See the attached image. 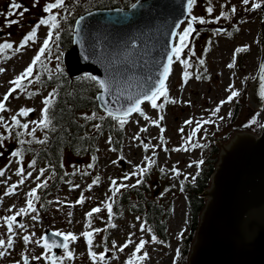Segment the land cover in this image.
I'll list each match as a JSON object with an SVG mask.
<instances>
[{"label":"rangeland","instance_id":"1","mask_svg":"<svg viewBox=\"0 0 264 264\" xmlns=\"http://www.w3.org/2000/svg\"><path fill=\"white\" fill-rule=\"evenodd\" d=\"M24 1L27 7L31 8L30 12L24 17L27 22L34 19L39 20L42 15H45L42 12V6L48 2V0H40V4L35 8L32 7L30 0ZM0 2H2L1 5H4L3 3L9 2V0H0ZM226 2L229 4V8L231 5H236L238 12L231 17L233 20L220 19L219 24H229V21H234L239 31L231 35L229 31L225 32L227 28L224 31L221 30L220 35H216L214 32V28L217 29L215 23L201 25L203 30L200 37V44L202 46H209V41H211V45L207 49V72L210 79L197 80L195 78V73H193V77L183 86V89H181V85L183 84L182 73L185 69L178 61L173 63L172 73L167 86L170 98L176 99L178 102L176 104H166L162 113L165 117L161 122V127L165 129L162 135L167 143L163 144L161 141V132L159 128L152 125L150 121L144 120L142 116L136 113L132 115L129 122L126 124V137L123 140L124 147L120 151L111 150V145L107 143L109 138L108 134L100 135L97 141L99 151L96 168L94 170L96 176L80 175V168H78L80 162L75 158L67 156L64 169H55V175L49 180L48 187L39 190L37 193L41 198L35 205L38 209V220L33 221L31 219V216L37 215V213H29L27 216L17 217L18 222H22L26 225L27 231L16 229L19 235L16 237L14 247L8 250L11 254L0 258V264H14L15 261L22 262V252H26V254L29 255L30 264H47L43 259H31V257L41 255L44 251L41 247L35 243L25 246L20 238L24 234L34 233L33 239L37 240L44 236L47 229L51 231L59 230L64 233L71 232L79 237L76 242L70 243L69 245L70 250L75 253L74 258L72 260L66 258L63 264H93L86 250V240L80 235L84 231H92L93 229H106L105 231L94 233L93 251H96L98 254L104 252L105 244L109 249L106 260L104 262H98V264H125L134 250V245H130L123 253H120L112 248V241H116L117 246L122 245L128 239L130 233H135L132 239L137 243L141 237L150 241L151 234L147 232L142 233L140 231V226L143 218L127 210L116 212L112 216L111 223L116 224L117 227L111 228L109 226V215L102 201H106L107 197L112 195L109 190L111 183L110 178L116 179L118 183L122 182L129 185L136 184L137 179L141 177L132 176L128 180H122V177L125 173H132L135 170L134 166L141 164L145 156H153V151L156 153L153 159L157 161L159 170L160 168H164L168 178L175 177L170 171L173 166L178 168L183 175L175 177L174 179V185L179 195L174 201V208L168 221L167 233L169 242L167 244L150 242L146 245L145 249L142 250L141 255L145 250L148 252L149 258L144 261V264H184L180 246L183 236L186 235L189 230L190 212L186 196L181 191L180 180L185 176L189 178L194 176L198 168V164L194 162L199 161L203 153L199 148L179 152L165 151L164 149L167 147L171 149L181 147L192 127L195 126L194 124L192 126L185 125V120L189 118H193L194 120L204 118L216 121L215 124L202 125L201 132L197 134L196 138L200 143L205 142V135L214 133L215 131H224L229 125L236 99L241 96L235 98L233 102L225 104L217 117H212L207 110L214 109L221 100L226 99L229 95L226 89H228L230 85H234L235 89L239 90L240 95L246 91L248 83L251 80L253 82L262 53L261 41L264 34L262 10L247 12L243 10L241 0H218V2L215 3V11L212 17L219 16L221 11L228 10L221 8V5ZM66 5L68 6L69 14H76L86 7L79 6L75 0H66ZM56 11H61L63 14V10ZM192 14L197 17H200L201 14H206V6L204 3L198 1L193 7ZM27 28H29V26L18 29L11 27L8 28L7 31L5 30L6 32L0 31V43L4 42V40H9L14 42V46H17L23 38L21 37L23 35L22 32ZM8 33H11V35L9 36ZM45 34L46 28L42 26L38 31V43L31 45L20 53H13L9 50L8 53L6 52L0 55V67L6 69L5 72L0 73V98H2V95L10 87L8 81L23 71L30 63L31 58L36 54V50ZM243 45L250 46V50L244 58V67L241 68L236 60L233 59V51L235 48ZM63 51H61V53H63ZM229 63H234L235 67L229 69L227 67ZM56 64L57 60L55 59V54H53L52 61L47 67L54 69ZM60 66L61 68L64 67L62 56ZM34 88L35 86L32 85L29 91ZM52 88V86L46 88L40 95H36L31 99L25 94H19V98L17 99L15 97L18 93H14L6 104V107L11 109V112H6L3 115L7 118L19 111L21 107H29L36 109V111L33 112V116L21 117L22 122L38 120L41 115L40 110L43 107L41 101ZM187 101H191V105L186 103ZM250 105L252 106V104ZM142 107L149 117L153 119L157 118L159 110L152 109L147 103ZM260 110V122L264 123V106ZM82 113L84 114L85 112L82 111ZM87 113L89 114L90 112ZM229 113H231L230 116L228 115ZM249 115H251V111L248 107H245L240 122L244 123L248 121ZM219 116L225 118L220 120L218 118ZM137 121H139V123H137ZM31 126L32 125H30V128ZM144 127H147L148 130L146 132L140 131ZM181 127L184 128L183 134L179 132ZM92 129L91 125L90 130ZM205 129L207 130L206 134ZM137 134H139L140 140L133 139ZM141 140L145 144H159L162 146L156 147L155 149L149 147V149L145 151L143 144H141ZM13 150L14 148L11 147H4L0 150V152L2 151L4 153L3 156H0V168H5V166L9 164V160L13 159L10 157V153ZM121 155H123L125 159H119ZM113 161H117V163L113 164ZM47 165L48 163L46 160H42L37 162L36 169L38 170ZM189 165H191V167H189ZM24 167L26 172L31 171L26 161H24ZM16 169L17 163L15 159H13L5 176L0 177V218L5 215L14 214V212L21 207H26V193L31 188L36 187L37 181L35 180V176L38 174V171H33V177L26 180L25 184L17 189L16 195L5 196L4 192L7 187L16 183L19 179V177L14 174ZM65 173H67V175H65ZM49 175H51V172L45 173V177H41V180ZM97 176L100 177V181L98 184H93ZM8 177H11V179L9 180ZM5 180H7V183H3ZM69 181L71 183H69ZM72 185H79V187L73 188ZM89 185H91V188H89ZM122 190L123 189H121V191ZM81 195L85 197V201L83 204H78L76 201ZM118 195L119 193L117 196ZM13 205H15V208L12 207ZM94 207H101L102 211L93 214L90 221L91 227H89V221L85 214ZM9 209H12V211H9ZM138 216L141 217V220L136 219ZM181 233H183L182 236ZM105 237L107 238L106 240ZM0 238L7 239V229L2 219H0ZM177 248L180 249V256L178 258H176ZM58 255H64L63 250H61Z\"/></svg>","mask_w":264,"mask_h":264},{"label":"snow or ice","instance_id":"2","mask_svg":"<svg viewBox=\"0 0 264 264\" xmlns=\"http://www.w3.org/2000/svg\"><path fill=\"white\" fill-rule=\"evenodd\" d=\"M197 3V0H187L186 5L184 6V12H186L187 16V24L183 28L182 31H175L173 30L169 35L172 41L170 50L165 53L166 63L160 62L155 63V67L153 71H150L147 75H144L137 84V91L135 95L130 94L128 89H124L122 87V81L127 80L128 76L125 73H115L111 70L108 71V74L105 78H101L97 75H93L92 73H85L83 76L79 77L81 80L91 81L94 83V86L97 90V95L95 96V100L99 102V107L103 111V115L98 114L97 112H92L90 115L88 113L82 114V119L85 121H99L97 123L92 124V128L97 132L100 133L104 126L103 122L106 120H111L115 122V126H118L120 129H123L124 126L129 122L130 118L132 117L133 113H138L140 116L144 118L146 121H150L152 125H155L159 128L161 132V141L163 144H166L167 141L163 139V133L165 129L161 127V122L165 119L163 110L166 104H176L178 101L176 99L170 98L169 96V89L167 86V80L169 75L172 71V65L175 62H179L183 68L185 69L182 73V80L183 84L181 85V89L183 86L188 83V81L193 77V73L187 71L193 67V63L191 61V57L195 56V49L194 44L192 41L194 39L193 33L197 32L195 25L200 24H209V23H219L220 19H230L232 16L236 15L238 12L236 5H231L229 8V4L226 2L225 4L221 5L222 9H228L227 11H221L219 16L212 17L213 12L215 11L214 7L212 6L211 0H208V6L206 8V12L209 18H205L204 16L197 17L196 15L192 14L193 7ZM40 4V0H32V7L35 8ZM241 5L243 6V10L247 12H252L256 10H264V0H241ZM133 9H137L138 7H143V5L139 4V0L137 3L131 5ZM56 10H63V14L61 11ZM122 11V10H117ZM30 12V8L26 7L23 3L19 2V0H9L8 9L6 12H0V16L4 19L3 26H0V31L3 28H11L13 25L22 26V21L25 17L26 13ZM42 12L45 15H42L41 18L32 26L31 31L27 32L22 40L19 42L17 46H14V42H10L9 40H4V42L0 43V55L5 54L9 50L13 53H20L25 51L31 45H34L39 42L38 31L41 26H44L47 29V32L40 42V46L34 55L31 58L30 63L21 71L18 75H16L13 79L9 80L8 83L10 87L8 90L2 95L0 98V148H4L6 146V142L9 140H15L17 147L10 153V157L15 159L17 163V169L15 171V175L19 177L18 181L14 184H11L7 187L4 192L5 196H12L17 194V189L24 185L26 180L33 177V171H38V174L35 176V180L37 181L36 187L31 188L26 193V207H21L14 212L12 215H5L4 217L0 218L3 220L4 225L7 229V239L0 238V258L10 255L11 253L8 251L12 249L16 243V237L19 233L16 229L27 231L26 225L22 222L17 221V217L27 216L29 213H37V215H32L31 219L33 221L38 220V209L35 206L37 202L40 201V196L37 195L38 191L41 189H45L48 187V182L55 175V168L52 164H48L46 167H41L38 170L36 169L37 160L32 159L28 164V168L31 171H27L24 167V155L25 149L23 146L31 145L33 143L39 144L41 146H47L50 141V133H55L58 131L57 124L54 123L56 120L55 115V107L56 102L60 97L59 88L61 87V77L65 75L63 68H61V56L62 53L60 51L59 41L61 39V21L68 20V6L66 5V0H48L42 6ZM190 17V18H189ZM85 19L84 16H81L78 20L75 21V27L73 28L74 34L80 39L77 40V43L83 42L82 33L86 31L84 28L82 21ZM125 19H127V14H125ZM122 22V21H117ZM183 20H178L175 24V28H179L180 24H183ZM237 31L239 28L237 27ZM216 35L221 34L220 29L214 30ZM10 36L11 33H8ZM89 37L91 38V34L89 33ZM190 44L192 46H190ZM211 45V41H209V47ZM128 48H136L137 44L129 41L127 43ZM89 48L91 49L89 54H95L97 45L95 41L90 43ZM55 49V59L57 60V64L54 69H50L47 67L48 64L51 63L53 58V51ZM185 49H188L189 55L185 57ZM250 50V46L243 45L237 47L233 51V59L236 58L237 55L240 53H244ZM87 59V57H85ZM204 58H198L197 64L199 66L205 65ZM114 67V64H113ZM229 69L234 68V63H229L227 65ZM260 72L262 76H264V63L260 65ZM6 69L0 67V73L5 72ZM204 71L206 72L207 69L205 68ZM46 80L42 79L45 77ZM119 77V78H118ZM55 78L57 81V86L53 87L50 92L43 98L41 101L43 107L40 110V118L38 120H30L27 122H22L21 117H28L32 112L36 111L34 108L29 107H21L19 111L15 114L10 115L9 117H5L3 115L6 112H11V109L6 107L9 98L13 96L14 93H18L15 98H19V94H25L29 99L36 95H40V90L36 89L35 91H29V88L32 85L39 84L45 85L47 81H51ZM195 78L200 80L202 78L210 77H203L201 74H195ZM264 88V85H262ZM226 91L229 92V95L226 99H223L219 102V104L211 110H207L210 112L212 117H217L221 111V108L228 103L233 102V100L240 96L239 90H236L234 85H230ZM69 96L72 93H68ZM162 101V102H161ZM68 101H65L67 104ZM145 103L149 104L152 109L159 110L157 113V118L153 119L149 117L142 107ZM189 105H191V101H187ZM70 110V109H69ZM63 111V110H61ZM229 116L231 113L228 114ZM220 120H223L225 117L219 116ZM139 123V121H137ZM185 125L192 126L190 133L188 134L187 138L184 140V143L181 147L172 149V151H189L190 149L196 148H206L207 144H202L197 140V134L201 132L202 125L205 124H215L216 121L213 119H204L201 118L200 120H194L193 118H189L185 120ZM253 124L256 123V120L252 121ZM30 125L31 128H30ZM264 127V125H262ZM148 129L147 127L142 128L140 131L146 132ZM37 131H40L43 135L42 137H38L36 135ZM63 131H68L67 129H63ZM180 133H184V128L181 127L179 129ZM207 130L205 129V134ZM206 138V135L205 137ZM134 140H140L139 134L133 137ZM107 143L111 145L113 143L112 137L109 136ZM141 144H143V148L145 151L152 147L155 149L156 147H161L162 145H150L145 144L141 140ZM112 151H116L115 148L111 149ZM168 151L167 148L164 149ZM4 153L0 152V156H3ZM156 155L155 151H153V156H145L142 163L139 165H135V170L132 173H125L122 177V180H128L132 176L141 177L137 179L136 184H124L118 183L116 179L110 178V191L112 193L111 196L107 197L106 201H102L104 208H106L108 215H109V226L111 228H116L117 225L111 223V218L114 215L113 213V203L115 202V198L118 193L121 192V189L126 188H136L138 185L144 183L143 176H145L153 164H155V160L153 157ZM13 159L9 160V164L5 166V168H0V177H4L6 174L7 169L11 166ZM93 160L97 158L95 156L92 157ZM119 159L123 160L125 157L121 155ZM146 162V166H145ZM113 164H116L117 161H113ZM198 165H203L204 160L200 159L199 161H195ZM61 167L63 165L61 164ZM88 168H93L94 164L87 165ZM191 167V165H189ZM161 173H165L164 168H160ZM170 171L174 174L175 177H180L183 175L181 171L173 166ZM51 172V175L46 177L45 179L41 180V177H45V173ZM67 175V173H65ZM82 175H88L87 172H83ZM10 180L11 177H8ZM185 180L188 179V176L184 177ZM192 181H195L196 177H191ZM100 181V177L97 176L93 181V184H98ZM3 183H7V180L3 181ZM69 183H71L69 181ZM183 184L184 181H181V191H183ZM73 188L79 187V185H72ZM91 188V185H89ZM85 201V197L83 195L76 201L78 204H83ZM15 208V205L12 206ZM12 211V209H9ZM102 211L101 207H94L91 211L87 212L85 215L89 221V227H91V219L94 213H100ZM137 220H141V217H136ZM134 227V225H133ZM106 229H93L92 231H84L80 235L83 236L86 240L87 245V253L93 264H98V262H104L106 260V255L109 249L105 244V251L102 253H97L93 251V235L94 233L105 231ZM140 231L142 233H153V229L148 226V222L143 220L140 226ZM34 233L32 234H24L20 238L25 246L29 244L35 243L39 247H41L44 251L39 256L31 257L34 260H45L47 264H63L64 260L67 258L68 260H72L75 256L74 251L70 250L69 245L70 243L76 242L79 237L71 232L64 233L59 230L53 231L51 236L44 235L40 239L34 240ZM135 233H130L128 239L122 244L117 246L116 241H112V248L115 249L117 252L123 253L125 249L129 248L130 245H134V250L126 260L125 264H144L149 258L148 252L145 250L146 245L150 242L154 243H163V241H159L155 234L151 235L150 241L145 240L142 237L139 239L137 243L132 239ZM183 233H181V236ZM62 237V241L60 238ZM107 238L105 237V240ZM54 249H61L64 252V255H57ZM22 262L15 261L14 264H30V257L26 252L21 253ZM180 256V249H176V258Z\"/></svg>","mask_w":264,"mask_h":264},{"label":"water","instance_id":"3","mask_svg":"<svg viewBox=\"0 0 264 264\" xmlns=\"http://www.w3.org/2000/svg\"><path fill=\"white\" fill-rule=\"evenodd\" d=\"M186 3L139 0L143 7L137 9L95 8L80 15L76 20L85 17L82 24L86 31L82 43H77L80 37L73 31L72 46L63 54L68 74L78 77L92 73L105 78L109 70L125 73L128 79L122 81V87L135 95L140 79L154 70V62L166 63L165 53L172 43L169 34L180 30L183 24L175 28L178 20L187 21ZM92 41L97 45L95 54H89ZM129 41L137 47L128 48ZM262 63L264 45L248 90V103L255 108L264 106V76L259 70ZM219 144L221 151L211 185L200 194L206 198V205L191 243L188 264H264V127L259 135L236 132L229 142ZM51 233L47 230L45 235ZM57 239L62 241V237ZM54 250L57 255L61 252Z\"/></svg>","mask_w":264,"mask_h":264},{"label":"trees","instance_id":"4","mask_svg":"<svg viewBox=\"0 0 264 264\" xmlns=\"http://www.w3.org/2000/svg\"><path fill=\"white\" fill-rule=\"evenodd\" d=\"M79 6H86L83 10L76 14H69L68 20L63 21L61 39L59 41L60 51L66 50L72 46L73 42V27L76 18L89 10L95 8H111V7H129L136 0H75ZM204 3L208 6V0H197ZM212 6L215 9V3L218 0H211ZM214 13V12H213ZM206 15L208 16L207 12ZM233 20V19H229ZM232 22V27L229 29V33L234 35L237 32V24ZM197 32L193 33V41L195 49V56L191 57L193 67L187 69V71L192 73H199L203 77H209L208 72L204 71L207 69V49L208 45L202 46L200 44V37L202 35L201 26L195 25ZM264 34L262 36L261 46L263 44ZM190 46H192L190 44ZM186 57L189 55L188 49H185ZM249 53V51L240 53L236 56L235 60L237 64L242 68L244 67V58ZM185 57V58H186ZM198 58L205 59V65L199 66L197 64ZM65 75L61 77V87L59 88L60 97L56 102L55 115L56 120L54 123L57 124L58 131L55 133H50V141L47 146H41L39 144H31L23 146L27 151H25L24 161H30L36 159L37 162L46 160L49 164H52L56 170L65 167V161L67 156L70 158H75L80 165V175L83 172H87L89 176L95 175V168L97 164V159L93 160L92 157H98V147L97 141L102 134H108L112 137L113 143L111 144L112 148H115L117 151H120L124 147L123 140L126 137L125 127L120 129L118 126H115V122L106 120L103 122L104 126L100 133H97L94 129L90 130L91 125L94 122L99 121H85L82 117V111L85 113L97 112L98 114L103 115V111L100 110L98 106V101L95 100V96L98 94L94 83L91 81H85L79 79L83 76L79 75L78 77H71L65 67H62ZM42 79L46 80L45 77ZM207 79V78H202ZM248 83L246 91L236 99L233 113L229 121L228 127L222 132L215 131L213 134L206 135V142L202 144H207L206 148H200L203 153V165H198V171L195 174V181H192L188 177L187 180L184 177L180 181H184L182 193L186 196L190 219H189V230L187 234L183 237L181 241V253L182 258H184V264H188V254L191 247V243L194 240L196 231L200 222V214L205 207L206 200L200 194L210 187L211 176L215 170L216 164L219 158L220 146L217 141L227 142L237 131H251L253 133L260 132V109L253 108L250 103H248L247 91L250 86ZM35 88L40 90V93L46 88L57 86V81L55 78L51 81H47L45 85L35 84ZM68 93H72L71 96ZM65 101H68L65 104ZM245 107H248L251 111L248 121L240 122L243 110ZM70 109V110H69ZM63 110V111H61ZM256 120V123L253 124L252 121ZM67 129L68 131H63ZM3 131V129H0ZM36 135L42 137V133L37 131ZM13 145L14 149L19 147L15 140H9L6 142V146ZM2 148H0L1 150ZM169 151H172L171 148L167 147ZM175 149V148H174ZM2 152V151H1ZM61 164L63 167H61ZM94 164L93 168H88L87 165ZM83 176V175H82ZM144 183L138 185L136 188H126L122 190L119 195L115 198L113 203V211H129L130 213H136L140 215L143 220L148 222V226L153 229L159 241H163L164 244L169 242V236L167 233L168 230V221L172 214L174 208V201L178 197L179 193L176 191L174 185L175 177L168 178L166 173H161L158 168V163L155 161V164L151 167L149 172L142 177ZM158 182V183H156ZM160 188L158 194H156L157 189Z\"/></svg>","mask_w":264,"mask_h":264},{"label":"flooded vegetation","instance_id":"5","mask_svg":"<svg viewBox=\"0 0 264 264\" xmlns=\"http://www.w3.org/2000/svg\"><path fill=\"white\" fill-rule=\"evenodd\" d=\"M31 1V3H32V0H30ZM19 2H21V3H23L26 7H27V4H26V2L24 1V0H19ZM1 3L2 2H0V12H6L7 11V9H8V4H9V2H4L3 4L4 5H1ZM31 9V8H30ZM27 14V13H26ZM25 14V15H26ZM42 14V13H41ZM38 22V19H34V20H29V22H27V20L26 19H23V21H22V26H17V25H13L12 27L13 28H25V27H27V26H29V28H27L25 31H23L22 32V36L21 37H23L27 32H29V31H31V29H32V26L35 24V23H37ZM63 23V21H61V25H63L62 24ZM3 24H4V19H3V17L2 16H0V26H3ZM42 27V26H41ZM8 30V28H3V30L1 31V32H6V31ZM62 30H63V27L61 26V29H60V33H62ZM46 32H47V29H46ZM3 35V34H2ZM22 40V39H21ZM20 40V41H21ZM10 42H13V41H10ZM40 46V45H39ZM39 48V47H38ZM38 48H37V50H38ZM37 50H36V52H37ZM9 52V51H8ZM7 52V53H8ZM53 54H55V49H54V51H53Z\"/></svg>","mask_w":264,"mask_h":264}]
</instances>
